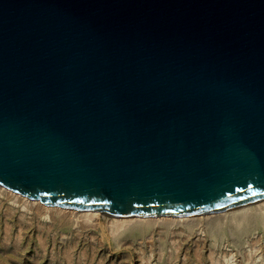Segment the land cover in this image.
Returning <instances> with one entry per match:
<instances>
[{
  "label": "water",
  "instance_id": "water-1",
  "mask_svg": "<svg viewBox=\"0 0 264 264\" xmlns=\"http://www.w3.org/2000/svg\"><path fill=\"white\" fill-rule=\"evenodd\" d=\"M0 185L114 217L264 199V0H0Z\"/></svg>",
  "mask_w": 264,
  "mask_h": 264
},
{
  "label": "rangeland",
  "instance_id": "rangeland-1",
  "mask_svg": "<svg viewBox=\"0 0 264 264\" xmlns=\"http://www.w3.org/2000/svg\"><path fill=\"white\" fill-rule=\"evenodd\" d=\"M235 208L119 225L0 185V264H264V206Z\"/></svg>",
  "mask_w": 264,
  "mask_h": 264
},
{
  "label": "bare ground",
  "instance_id": "bare-ground-1",
  "mask_svg": "<svg viewBox=\"0 0 264 264\" xmlns=\"http://www.w3.org/2000/svg\"><path fill=\"white\" fill-rule=\"evenodd\" d=\"M264 206V199L262 200H258V201H255V202H251V203H248L246 205H241L240 207H236L235 209L233 210H239V211H242V212H248V210H251V209H261L263 208ZM55 207V206H54ZM49 208V207H48ZM50 209V208H49ZM58 209V208H57ZM68 209V208H67ZM64 210V209H63ZM69 210V209H68ZM232 210V209H231ZM65 211V210H64ZM81 214L83 216H86L88 217V219L94 217V216H97L99 213L98 211H92V210H86V211H82ZM112 217V216H111ZM170 217V216H169ZM169 217H164V218H169ZM204 217V216H203ZM85 218V217H84ZM113 218V217H112ZM115 219L113 220L115 222V224H119V225H122V224H126L128 222H131L133 221L134 219H138V220H146L147 218H143V217H114ZM163 218V219H164ZM186 218V217H185ZM82 219V218H81ZM87 219V220H88ZM133 219V220H132ZM152 219V218H151ZM156 219V218H155ZM86 220V221H87Z\"/></svg>",
  "mask_w": 264,
  "mask_h": 264
}]
</instances>
